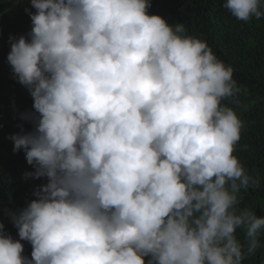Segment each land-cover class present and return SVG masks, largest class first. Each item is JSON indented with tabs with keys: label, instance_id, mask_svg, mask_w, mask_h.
<instances>
[{
	"label": "clouds",
	"instance_id": "clouds-1",
	"mask_svg": "<svg viewBox=\"0 0 264 264\" xmlns=\"http://www.w3.org/2000/svg\"><path fill=\"white\" fill-rule=\"evenodd\" d=\"M150 7L0 0V95L31 94L0 121V173L24 150L25 177L47 180H0V264H243L261 247L264 217L238 199L260 180L234 155L244 122L223 103L245 90ZM223 7L264 18V0Z\"/></svg>",
	"mask_w": 264,
	"mask_h": 264
},
{
	"label": "trees",
	"instance_id": "trees-1",
	"mask_svg": "<svg viewBox=\"0 0 264 264\" xmlns=\"http://www.w3.org/2000/svg\"><path fill=\"white\" fill-rule=\"evenodd\" d=\"M150 3L151 14L164 17L170 24L183 23L185 35L206 42L219 60L233 67L234 79L245 90L239 97L240 106L233 104L231 99L223 102L232 107L244 122L234 155L248 174L260 180L258 188L241 189L239 207L256 211L258 216L264 217V18L240 21L223 7L225 0H150ZM30 95L28 89L4 90L0 95V121L10 125L12 103L27 105ZM23 133L26 132L20 134ZM5 151V147L0 149V152ZM34 171L26 161L24 150L13 151L12 155L8 152L3 160L0 180L24 188L23 184L38 188L47 180L25 177V173ZM20 210L21 206L14 204L3 213L10 217L9 213L18 214ZM237 236L243 241V230H238ZM260 243L257 252L247 257L243 264H264V234ZM31 252L32 246L22 255L31 258Z\"/></svg>",
	"mask_w": 264,
	"mask_h": 264
}]
</instances>
